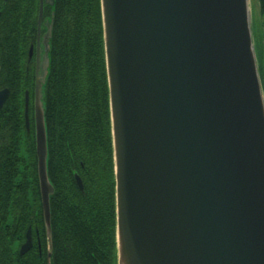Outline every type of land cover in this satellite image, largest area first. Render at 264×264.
Wrapping results in <instances>:
<instances>
[{"label": "water", "instance_id": "95a60500", "mask_svg": "<svg viewBox=\"0 0 264 264\" xmlns=\"http://www.w3.org/2000/svg\"><path fill=\"white\" fill-rule=\"evenodd\" d=\"M100 3L117 263L264 264V88L251 0ZM46 79L37 74L34 128L52 264ZM7 98L4 89L0 110ZM32 246L29 228L20 253Z\"/></svg>", "mask_w": 264, "mask_h": 264}, {"label": "trees", "instance_id": "16d2710c", "mask_svg": "<svg viewBox=\"0 0 264 264\" xmlns=\"http://www.w3.org/2000/svg\"><path fill=\"white\" fill-rule=\"evenodd\" d=\"M257 1L264 17V0ZM79 18V27L76 32L72 28L62 48L58 74L53 75L56 123L51 138L48 77L44 85L48 171L55 188L52 264H118L116 177L100 0L82 5ZM256 50L263 58L257 43ZM16 71L13 94L0 112V264H48L34 120L28 131L24 115L28 79ZM76 164L82 171L83 191L71 171ZM29 227L34 247L21 254Z\"/></svg>", "mask_w": 264, "mask_h": 264}, {"label": "flooded vegetation", "instance_id": "af4514ba", "mask_svg": "<svg viewBox=\"0 0 264 264\" xmlns=\"http://www.w3.org/2000/svg\"><path fill=\"white\" fill-rule=\"evenodd\" d=\"M92 1L0 0V92L4 89L8 90L6 104L14 91L12 86L18 73L16 68L22 74L27 75L28 80L23 98L24 115L28 98L31 126L34 120L36 77L37 74L43 79L47 76L49 84L48 134L50 138L56 123V117L52 112L53 100L51 98V94L53 95L57 90V84L54 86L56 80L53 79V75L58 74L56 67L62 60V48L66 45L72 28L76 32L79 27L81 6L84 7L85 3L90 6ZM41 5L43 7L42 18H40ZM30 131H32L31 128ZM51 143L53 144V141ZM67 145H69L68 141ZM57 146H61L59 141ZM71 171L77 185L83 191L84 179L81 169L76 164L71 168ZM77 176L82 180L83 188L80 187ZM29 228L32 231V227Z\"/></svg>", "mask_w": 264, "mask_h": 264}, {"label": "rangeland", "instance_id": "374dc122", "mask_svg": "<svg viewBox=\"0 0 264 264\" xmlns=\"http://www.w3.org/2000/svg\"><path fill=\"white\" fill-rule=\"evenodd\" d=\"M251 4H252L253 31L255 35V44L257 43L258 48L261 47V50L263 52V58H260L258 55L257 56H258L260 75L264 88V17L260 13L258 7V1L251 0Z\"/></svg>", "mask_w": 264, "mask_h": 264}]
</instances>
